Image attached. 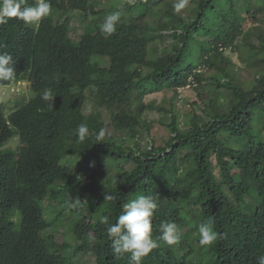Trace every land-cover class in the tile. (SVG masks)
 Here are the masks:
<instances>
[{
    "label": "trees",
    "instance_id": "1",
    "mask_svg": "<svg viewBox=\"0 0 264 264\" xmlns=\"http://www.w3.org/2000/svg\"><path fill=\"white\" fill-rule=\"evenodd\" d=\"M177 2L51 0L38 22L0 23V53L16 71L0 87L27 83L33 94L8 110L0 100V264H132L114 255L106 229L139 195L158 204L153 238L162 222L180 230L178 244L158 240L141 264H256L264 255V33L243 29L264 24V0ZM115 11L105 37L99 25ZM234 51L254 70L247 87L232 84ZM186 86L208 92L210 113L182 114L174 98L150 107L167 119V136L141 149L145 98ZM81 123L90 133L82 142L73 134ZM209 216L220 236L200 246Z\"/></svg>",
    "mask_w": 264,
    "mask_h": 264
},
{
    "label": "clouds",
    "instance_id": "2",
    "mask_svg": "<svg viewBox=\"0 0 264 264\" xmlns=\"http://www.w3.org/2000/svg\"><path fill=\"white\" fill-rule=\"evenodd\" d=\"M23 0H0V23H6L7 19L15 18L25 24H32L40 21L51 13V0H37L34 6L22 7ZM187 0H178L175 4L177 10L183 8ZM120 11H115L106 16L99 25L100 32L110 36L116 31V25L120 20ZM13 57L8 53H0V81H7L10 84L16 79ZM42 99H50V91L45 90ZM53 100V97L51 98ZM53 107V105H51ZM79 141H84L90 134L86 123L77 126L73 133ZM103 133L96 136L99 141ZM105 200H113L115 197L106 194ZM74 206V205H73ZM158 204L152 196L139 195L135 199L123 204L122 213L116 218L115 223L110 224L106 231L111 241L114 255L121 256L130 254L132 264H141L142 259L152 250L159 247V241L168 245H176L180 242V230L175 222H162L160 236H152V217ZM108 218L104 217L103 222L107 223ZM200 246H211L220 236L214 230V218L209 216L205 221L199 223L198 228ZM90 243H95L91 240ZM256 264H264V255L257 258Z\"/></svg>",
    "mask_w": 264,
    "mask_h": 264
},
{
    "label": "rangeland",
    "instance_id": "3",
    "mask_svg": "<svg viewBox=\"0 0 264 264\" xmlns=\"http://www.w3.org/2000/svg\"><path fill=\"white\" fill-rule=\"evenodd\" d=\"M71 25H74L73 20L71 22H69ZM245 31L248 30H256L258 32H263L264 33V24L259 23V24H254L251 22H246V25L243 28ZM80 33L79 29H73L71 31V36L72 37H76L78 36ZM250 40L253 43L254 40V36H252L250 38ZM229 59L231 60V62L235 65V67L233 68V71L230 73V77L232 79V84L234 86H238V85H242L244 87H247L253 80H254V70L252 67H250L248 65V63L245 61L244 56L241 54L240 51H234L227 53ZM212 74V72H206L207 76H210ZM13 86V85H12ZM12 86H3L0 87V100L3 101V103L5 104L7 110L8 107H10L9 105H11L13 107L12 103H22L27 101L28 99H30L33 94L31 93V91L29 93H26L27 91H29L28 88V84L27 83H23L20 85H17L15 87ZM181 93L180 95L178 94V96H173V94L171 92H168L167 94H164V92H156V93H152L150 95H148L145 100L144 103L145 105H147L148 108H146L147 110L142 114V121H145V128H144V132L149 131L148 135H143L142 138L140 139L139 145L141 149H145L146 147H148V144L150 145V140H154L156 139V141L158 143H160V141L162 139H165V137L167 136V130L164 126V124L162 122H166L167 119H164L163 117V113H158L157 111H152L149 110L151 109L150 107L152 106H160L162 101L168 102L171 98H174L175 100H177V109L180 110V112H182V114H184V112H189L192 109L196 110V113L198 115H201L202 111H206L208 114L210 113L209 110L205 109L204 110V106L202 103V100L206 99V96L208 95V92L205 90V92H202V89L200 88H189V86H186L184 88V90L180 89L179 90ZM201 98H200V96ZM25 98V101H20V99ZM170 98V99H168ZM168 99V100H167ZM193 104V107H192ZM15 105V104H14ZM19 106V105H18ZM133 112H137V106H134L133 108H131ZM103 118L105 119L106 122H108V117L106 116V113L104 112L103 114ZM180 122L183 123V121L185 120V116L183 117L182 115H180ZM146 130V131H145ZM126 166V164H124V167ZM69 211L68 216H73L75 213H73V211H71V205L70 206H66ZM69 221V223H71L72 225V221L71 220H67ZM74 222V220H73ZM70 227V226H68ZM70 229V228H69ZM69 235L71 234L70 231L66 232ZM72 235V234H71ZM57 241H59V238H57ZM66 241H72V238H67ZM72 252V250H71ZM79 256V254L77 255ZM87 257V255H81V258ZM78 264V263H76ZM85 264H88V262H85Z\"/></svg>",
    "mask_w": 264,
    "mask_h": 264
}]
</instances>
